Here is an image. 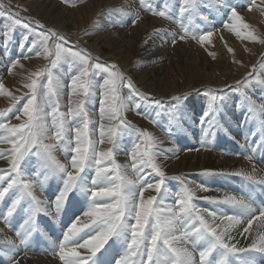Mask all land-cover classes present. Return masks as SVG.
<instances>
[{"label": "snow or ice", "instance_id": "6c2138e0", "mask_svg": "<svg viewBox=\"0 0 264 264\" xmlns=\"http://www.w3.org/2000/svg\"><path fill=\"white\" fill-rule=\"evenodd\" d=\"M71 3V0H65ZM223 7V0H219ZM256 0H250L248 10ZM198 0H182L179 13H188L189 17H208L200 11ZM151 14L171 18L163 10L147 9ZM26 11V10H25ZM139 18V13H134ZM0 17L8 21L4 24V32L0 34V57L8 58V72L20 64L21 59H32L33 56L43 57L49 61L45 68L38 69L25 77L23 87L29 91L26 103L17 109L15 118L20 115L27 118L26 123L19 126H9L0 122V131L5 133L4 143L10 144L9 149H0V159H6L9 168L0 171V202H4L6 213L0 217L10 225V219L18 211L25 214L24 231H16L15 235L20 244H25L27 238L37 230V216H52L51 205L39 198L37 189H43L44 181L49 177H58L62 186L55 200V212L58 215L67 203L69 196L79 191L88 202V207L67 228L61 242L53 245L48 254L58 257L61 264H257L253 254L264 255V208H254L244 196L225 195L221 200L206 197L217 205H227L238 209L243 214H229L219 207L206 209L193 203L197 190L209 191L206 185L191 186V181L181 179L182 189L172 206L165 203L167 196L166 173L163 164L158 162L160 153L151 151L144 144L157 143L150 133L141 131L126 119L125 113L135 109L137 115L144 117L139 111L141 104L155 105L156 114L166 110L165 102L155 99L148 94L139 92L132 79L121 73L114 64L101 63L99 58L75 46L69 38L53 29L46 28L39 21L21 18L18 13L0 8ZM227 23L224 28L240 36L237 28L247 29L249 25L243 22L238 8H230L227 14ZM135 24V20L131 21ZM24 31L19 39L15 35L17 27ZM161 31L160 29L156 30ZM213 31H204L199 34H190L187 28L182 35L173 38L185 41L187 38L196 40L203 45L210 42ZM248 39H255L253 34H247ZM49 41H52L50 44ZM264 43V41H260ZM16 45L18 54L14 57L9 48ZM231 53L233 50L228 49ZM62 64H69L76 69V74L70 81L71 95L83 97L78 101H71L68 115L71 123L62 113H58V98L61 94V85L54 70ZM23 67V65H20ZM264 67V63L261 64ZM103 74V81L98 86L96 77ZM46 77V84L41 78ZM249 77L237 81V88H244L249 84ZM264 84V80L259 81ZM47 89V95L37 102L40 89ZM100 89L99 113V143L105 140L111 147L108 151L98 150V144L93 137L96 129L90 128L89 110L86 105L95 103L97 88ZM127 87L128 95L122 97L120 88ZM233 86L226 85L227 88ZM3 85L0 84V89ZM11 96L13 102L21 97ZM187 96H173L171 101H182ZM217 97L214 95L212 101ZM222 99V97H221ZM249 111L256 110L255 102L251 97ZM52 105L54 133L49 131L42 115L43 104ZM259 111L264 112V105ZM213 114V105L210 103L203 120ZM0 113V116H3ZM152 120V117H145ZM109 121L105 126L103 121ZM112 122H115L114 124ZM155 123L154 120H152ZM213 122L208 123L205 136L210 135ZM74 134V135H73ZM134 137L132 146L128 150L131 165H121L114 158L120 150L118 137ZM56 143H45V140ZM234 139V138H233ZM60 148L71 152L69 167L61 163L54 155V150ZM188 149L187 151H197ZM179 150H177L178 155ZM233 155H239L233 153ZM34 158V159H32ZM249 161L253 156L246 157ZM32 159L36 170L29 175L25 171L26 162ZM130 167V171H129ZM264 171V170H261ZM206 170L202 175H215ZM243 177L264 188V175L257 172L255 164L251 172L235 171L219 173ZM43 177V180L40 179ZM152 177L151 180L148 178ZM145 192H154L156 195L145 196ZM81 217L86 218L83 227L89 222L95 226L96 234L84 242H73L74 237L82 230ZM254 224L256 225L254 229ZM241 238L250 242L241 245ZM202 242V243H200ZM8 244L16 248V242L9 239ZM125 247L126 255L113 256L111 261L104 257L109 249L117 244ZM81 249L85 250L83 253ZM99 254V255H98ZM118 254V253H117ZM198 254V259H197ZM215 254V255H214ZM220 257L217 261L216 257ZM10 264H20L19 258L13 255Z\"/></svg>", "mask_w": 264, "mask_h": 264}, {"label": "rangeland", "instance_id": "374dc122", "mask_svg": "<svg viewBox=\"0 0 264 264\" xmlns=\"http://www.w3.org/2000/svg\"><path fill=\"white\" fill-rule=\"evenodd\" d=\"M37 1L42 2L43 0H0V8H3L4 10H10L13 13H18L21 18H27L32 21H39L41 24L45 25L46 28L53 29L54 31H58L66 35L69 38V40L72 42V44L90 53L93 57L99 58L101 63L116 65L118 70L121 73H123L124 76L133 80L139 92L148 94L155 99H159L165 102H170L169 104L165 105L166 110H160V114L157 115L155 110V105L145 104L143 102H140L138 98H136L137 101L141 104L139 111L144 112L145 116L141 117L137 115L135 109L125 113L126 119L130 121L131 124L135 125L136 128H138L141 131L150 133L151 136L154 137L155 140L157 141V143L153 145L144 144L142 145V147H149L151 151L160 153V156L158 157V162H161L163 164V170L166 173V188L170 187V188L182 189L181 179L185 181L192 180L194 185L202 184V185H206L208 188L211 187V185L208 183L211 175H202V173L205 172L206 170L197 171L196 173H194V175H192L193 177L191 176L190 173L172 174L171 171L173 170V167H169V165L166 163L167 162L174 163L179 161L180 159L171 158L170 154L167 152V148L169 147L168 144H173L176 145L177 147L185 146V149L186 148L197 149V147L198 148L201 147L203 151L207 153L222 152L225 151L227 147L238 146L241 148V151L239 153L243 155L245 158L249 154H251L253 158H256L259 154H262L264 156V118H263L264 112H259L260 106L264 105V103L261 104L257 103V99H260V97L262 96L259 95L256 96V100L254 98H251L252 101L255 102L256 110L249 111V106L247 107L245 106L246 110L251 113L252 118L250 120L252 121V123L256 125V127L259 128V131L261 130L256 145H251L250 142L251 139H245V141L241 143L242 138L239 136L238 133L241 131V128L239 127V120L237 121L235 119L238 113H241V111L245 110L244 108L245 102L249 104V101L246 98L250 97L252 93L248 91L252 89H256V91L259 92L264 90V84L259 83V81L264 80V67H261V64L264 63V55L258 57L257 62L252 65L253 67L251 70L246 71L245 73H242V71L240 70V72L243 75L240 80H243L244 77L248 76L250 81V83L245 85L244 88H237L236 87L237 81L228 82L226 84L225 81L224 84H220L219 87H216L215 85H211V84L194 86L193 81L198 76V73L195 72L199 70L200 63L194 62L195 63V64L193 63L194 65L189 64L180 55L179 58L176 57L177 59H174V61L170 65H168L169 68L168 72L170 73L171 77H169L168 79H165L166 77H164L163 79L162 77H160V79L162 80L158 82L161 83L159 84L160 86L159 85L158 86L162 90L171 87H178V89L184 87L186 89L190 86L191 91H187V92L184 91V93L180 92L178 94L175 93L172 94V92H168L165 95L157 93L159 95L158 96L154 94V91L156 90H152L149 87V83L147 82L148 78H146V80L143 79V81L139 83L137 79L135 78L133 79L131 77L134 71H138L140 73L142 70H147L149 67H151V65L149 66L146 65L148 62L146 63L144 62V60L146 59L145 61H147V58L143 52H140L141 49L147 46L148 44L147 40L142 41L140 43L138 51L134 53L135 57H133V60L130 61L131 64L129 62L126 63L127 65L121 63V61L110 59V56L112 54L109 55V53H113V52L107 51V49H105V47H103L102 44H97L98 41L96 42V40H94L95 38L102 36V34L104 33L110 34L109 37L112 39L114 37H118V35L122 33L124 30H128L127 31L129 34L128 37L132 36L133 28L134 30L137 28L138 26L137 23L139 20L134 17L130 18L129 9L126 10L124 8V5L126 3L125 4L122 2L113 3L112 0H111L112 4H109L110 3L109 0H102V1L101 0H71V3L69 4L66 3L65 0H46L47 1L46 7L44 8V7L36 6ZM125 1H128V3H132V1L135 2L138 8L143 9L144 15L146 16L148 15L149 18L152 17L151 20L153 21V25H152L153 27H151V29L153 32H151V34L155 39L156 38L159 39L160 36L163 34L164 29H167L171 24H176V29H178V35L176 36L182 35L184 29L188 26L189 27L187 29L189 30L190 34L193 33L199 34L201 32L208 30L205 27L201 29V27L199 26L201 22L197 20L196 16L189 20L190 24L185 23L182 19L181 21H178L177 18L178 16L181 15L180 13H172V10L167 11V8L164 9L165 2H168L170 0L168 1L167 0H124V2ZM102 2H104L105 5ZM208 3H210L212 6V0ZM53 4L56 10L47 7V5L51 6ZM215 6L217 7L216 8L213 7L214 14L215 16H218L219 14V18L215 17L213 21L214 22L213 26H215L216 21L220 19V20H224L222 25V28H224V24L228 22L227 14L229 8L223 9V7L219 5H215ZM149 8L153 10L161 9L165 11L166 15L170 16L171 18H165V17H160L158 15H153L147 10ZM179 8L180 7L178 6L177 9L179 10ZM254 8H256L257 12L260 15H262V18H259L258 20L256 19L254 20L253 23L250 24L248 21H244L243 19V22L249 25V28L242 29L238 27L237 31L242 30L246 35L249 33V31L247 30H251L252 32L254 31V33H252L253 36L259 37L262 41H264V16H263L264 0H256V3L252 5L251 10ZM243 9H245L244 14L251 13V10H248V3ZM186 14L187 13H185L184 16H186ZM244 14L241 15L242 18ZM85 15L86 17H84ZM207 17L208 20L210 18L212 19V16H210V14H208ZM132 20H135V24L131 23ZM6 23H8V21H6L5 18L0 17V34L4 32L3 25ZM116 29H118L119 31H117ZM153 29H160L161 31H159L158 33L156 30ZM23 31L24 30L22 28H20L19 26L17 27L15 31L17 40L19 39ZM170 36L171 35H168V37ZM143 40H145V37H143ZM176 41L178 43H181L179 42L180 40L178 39ZM185 42L187 43L192 42L193 46L198 45L202 50L207 52H209L210 49H213L211 48L212 40L210 42H205L203 45H201L196 40H193L191 38H187L184 41V43ZM49 43L51 44L52 41H49ZM92 44L94 45L91 46ZM262 44L263 45H261L260 47H262L261 50L264 51V43ZM9 52L12 53L13 57L18 54V50L15 44L9 48ZM127 53L128 50H126L122 54L127 56ZM141 53L144 55H141ZM2 64L6 65L5 69L2 68ZM20 65H23V67H20ZM48 65H49L48 60H45L43 57L33 56L32 59H21L20 64L17 65V67L13 68L10 74L8 72V58L0 57V72L6 73L5 75L2 73L0 74V84L3 85V88L0 89V104L5 103L6 101L10 103L9 104L10 107H8L7 109L0 108V113L4 114L3 116H0V122L8 123L9 126H19L22 123H26L27 118L24 117L23 115H20L19 119L15 118L17 115V109H20L26 103L27 100V96H25L24 94L27 93L29 90L23 87V84L25 82V77H27L30 73L37 71L38 69L47 67ZM193 67L194 70L190 71V69H192ZM54 72L61 85V94L58 98L57 111L58 113L64 114V116L71 123V117L68 115V112H69V107L73 105H70V99L71 101L75 102L83 98L80 96L71 95L72 90L70 86V81L72 77L76 74V69L70 66L69 64H62L61 66H59L57 70H54ZM224 73H227V71H224ZM103 78H104L103 74L98 75L96 77V83L98 86L102 83ZM213 78L215 79V81H218L216 83L218 85L220 83L219 81L223 78V74L221 72L213 73ZM41 82L46 84V77L41 78ZM226 85H230L233 87L226 89ZM128 91L129 90L127 87H121L120 95L122 97H126L128 95ZM8 93H11L12 96L21 97V99H19L16 102H13L11 96H9ZM45 95H47L46 87L39 90L37 102L40 103L41 97ZM177 95L180 96L186 95L187 98L178 102L171 101V98ZM214 95L217 97L215 102L212 101V97ZM100 98H101L100 89L98 87L95 104L86 105V107L89 110V119L92 121L89 127L96 129L95 136L93 137V139L97 141L98 150L108 151L111 145H109L106 140L104 143H99V125L101 123V118L99 113ZM210 103L213 105V114H210L209 117L206 120H203L202 122V118H204L205 112L208 111V107ZM11 105L12 106L16 105L17 107L15 106L12 107ZM196 110L199 112H195ZM191 112L197 113L199 115V119L196 120V124L198 127H202L204 124L208 126L207 123L213 122L214 120V126L210 129L211 132L210 135L205 136V134H201L196 137L199 143L205 144L204 146L203 145L197 146V144L196 146H188L183 144V142L186 141L196 142V138L192 135L193 131H189ZM244 113L245 112H242L239 117H241ZM230 114L232 115V117H230ZM42 115L44 117V123L48 124L49 131L54 133L52 105L48 103H44L42 109ZM145 117H152V120H154L155 123H153L152 120H149ZM103 123L107 128V126L109 125V121L105 120L103 121ZM112 123L114 124L115 122ZM1 138L5 140V133H3L2 131H0V139ZM118 139L120 140L121 148L116 153L114 158L116 159L117 163L121 165H124V161H122V159H128V161L131 164V159L130 156L128 155V150L131 148L132 141L135 138L129 136H120L118 137ZM44 142L56 143L55 141H49L47 139ZM0 146L4 149L3 141H0ZM10 147H11L10 144L5 143L6 149L10 150ZM54 155L61 163H64L66 165L68 164L67 166L69 167V170H72L70 165V158L72 156V153L70 151L65 152L58 147L54 150ZM241 155H239V157H242ZM163 157H165V160L162 159ZM32 159H30L29 162L32 161ZM0 161H1L0 171H5L6 173V170L9 168L10 165L6 159H0ZM256 162H262L263 165L260 166V173L261 175H264V171H261L264 170V161L261 160L260 157H257ZM130 170L131 169L129 167V171ZM177 177L181 179H176ZM49 178L50 179L47 181V185L45 187L48 188L50 191L55 189L60 190L62 186V181L58 177L56 178L49 177ZM222 181L226 183V186L223 188L226 189L227 191L229 190L230 192L236 194L237 196H244L246 199L249 200L251 205L255 207L264 208V188H261L260 186H257L254 182L245 180L244 178H236V177L228 176V177H223ZM71 196H72L71 198L73 200V204L67 205V207H65L66 209L61 214L60 219L59 217L49 218V216H40L37 218L38 230L40 229L39 236H41V238L39 240L36 237L37 236L36 232H33L31 237L32 241L36 245H38L39 244L38 242L40 241L45 245L51 244L50 241L45 239V237L47 236L53 237L55 242L56 240H59V235L57 234V230L58 231L61 230L62 226L67 223L68 220L67 218L72 216H76V218L79 217L81 210L76 206H79L80 205L79 203H81L82 205H88L86 197L82 195L79 191L73 192ZM77 197L79 198V200ZM202 199H204V197L196 196V199H194L193 203H198L199 200ZM76 200L77 203L75 204ZM56 221H58V223ZM10 225L11 226L13 225L12 228L10 229L11 233L14 234L13 238L15 241L16 240L18 241V238H16L15 235L17 230L15 224L11 223ZM115 249L122 256L126 255L125 247L123 245L118 243L115 246ZM2 252L4 253L3 254L0 253V262L2 260L5 261V257H7L5 255V251H3V248H2ZM39 254H41L42 257H46L47 255H49L48 253H44V254L39 253ZM253 255H255L257 259H259L260 256H264L262 254H253Z\"/></svg>", "mask_w": 264, "mask_h": 264}, {"label": "bare ground", "instance_id": "6f19581e", "mask_svg": "<svg viewBox=\"0 0 264 264\" xmlns=\"http://www.w3.org/2000/svg\"><path fill=\"white\" fill-rule=\"evenodd\" d=\"M109 1H110L109 4H112L111 0H109ZM112 1H113V3H117V2H122L124 4L126 3L124 5V8L126 10L129 9L130 18L131 17L137 18L134 15V13H139V18H137L139 20L137 23L138 26L135 30L133 28L132 36H129V37H128L129 34L127 32L128 30H124L122 33H120L118 35V37H114L111 39L109 37L110 34L104 33V34H102V36L97 37L94 40H96V42L98 41L97 44H102V46L105 47V49H107V51L113 52V53H109V55L112 54L110 56V59L121 61V63H123V64L129 63L131 60H133V57H135L134 53H136L138 51L140 43L142 41L147 40L148 41L147 46H145L143 49H141L140 52H143L147 58V61H145L146 60L145 59L144 62H146V63L148 62V63L147 64L145 63V64L148 66L151 65V67H149L147 70H142L140 73L138 71H134V73L132 74L131 77L133 79L134 78L137 79V81L139 83L142 82L143 79L146 80V78H148L147 82L149 83V87L152 90H156V91H154V94H156V95H158L157 93L165 95L168 92H172V94H174V93L178 94L180 92L184 93V91L185 92L191 91L190 90L191 87L189 85H188L189 87L186 89L184 87H181L180 89H178V87H171V88H168L165 90H162L159 88V86H160L159 84H161V83H158V82L160 80H162L164 77H166L165 79H168L169 77H171L170 73L168 72V69H169L168 65H170L174 61V59L179 58L180 55L189 64H193L194 62L200 63L199 70L195 72V73H198V76L193 81L194 86L195 85H210L211 84V85H215L216 87H219L220 84H224L225 81H226L225 84L228 82L239 81L243 76L242 73H245L246 71L251 70L253 67L252 65L257 62L258 57H261L264 55V51L261 50L262 47H260L261 45H263L260 42L262 40L259 37H255L254 40L248 39V38H246L247 35L242 30H239L241 35L237 36L234 32L229 31L228 29L222 28L224 20L219 19L220 20L219 21V20H217V18H216V20H217L216 25L213 26V24H214L213 21H214L215 17L219 18V14H218V16H215L214 11H213V7L216 8L217 6H215V5L220 6L219 0H212V6L210 3H208L211 0H202V1L200 0V1H198V3L200 4L199 11L205 16H208V14H210V16H212V19L210 18L208 21L204 20L202 18V16H196L197 20L199 22H201V24L199 25L201 27V29L203 27H205L206 29H208V31H213V35L211 38V40H212L211 48H213V49H210L209 52L202 50L198 45L193 46L192 42H189V43L185 42L184 43V41H179L181 43H178L176 41V43L173 44L172 43L173 38L176 37V35H178V29H176V24H171L167 29H164V31H163L164 36L162 34L160 36L161 39L160 38L155 39L151 34V32H153L151 29V27H153L152 26L153 21L151 20L152 17L149 18L148 15L147 16L144 15L142 8H138L136 3L133 1H132V3H128V1L124 2V0L123 1L122 0H112ZM40 2L37 1L36 6L45 8L47 1L43 0L41 3ZM224 2H225V4H224ZM102 3L104 4V2H102ZM247 3L249 5L250 0H223V4H224L223 9L238 8L240 10V15H242V14H244V11H245V9H243V8L246 6ZM54 4L51 6L47 5V7H49L50 9L56 10ZM181 5H182V0H170L168 2H165V8L164 9L167 8V11L172 10V13H179V10L177 8H178V6L181 7ZM258 7H256V8H258ZM256 8L252 9L253 11L251 10V13H245L243 15L244 21H248L250 24V23H253L254 20H256V19L258 20L259 18H262V15H260L257 12ZM258 9H260V8H258ZM176 10H178V11H176ZM184 15L178 16L177 20L181 21V19H182L185 23L190 24L189 20L195 17V16L189 17L188 13L186 14V16H184ZM84 17H86V15ZM199 18H200V20H199ZM129 24H130V22H129ZM157 26H158V24H157ZM188 27H186V28H188ZM155 28H156V26H155ZM116 30L119 31L118 29H116ZM153 30H157V29H153ZM247 31L254 33V31L252 32L251 30H247ZM131 32H132V29H131ZM168 35H171V36L168 37ZM143 37H145V40H143ZM144 44H146V43H144ZM93 45L94 44H92L91 46H93ZM229 48H231L233 50L231 53L228 51ZM126 50H128L127 56L122 54ZM144 54L141 53V55H144ZM130 64H131V62H130ZM5 67H6V65L2 64V68L5 69ZM194 67L192 69H190V71L194 70ZM240 70L242 71V73L240 72ZM224 71H227V73H224ZM218 72H221L223 74V78L219 81L220 83L217 85L216 83L218 81H215V79L213 78V73H218ZM1 73L4 75L6 74L4 72H0V74ZM157 76H159V77H157ZM160 77H162V79H160ZM248 92L252 93L250 97L254 98L255 100H256V96H258V95L262 96V97H260V99H257V103L258 104L264 103V90L259 92V91H256V89H252V90H249ZM9 104L10 103H8L6 101L5 103L0 104V108L1 109H7L8 107H10ZM13 106L17 107L16 105H13ZM245 106L247 107V106H249V104L247 102H245V104H244L245 110L241 111V113L242 112H245V113L241 117H239L241 113H238L237 117H239V118H237V117L235 118L237 121L239 120V127L241 128V131L238 133H239V136L242 138L241 143H243V141H245V139H251L250 140L251 145H256L257 139L259 138L258 136L260 135L261 130L259 131V128L256 127V125L254 123H252V121L250 120L252 118L251 113L246 110ZM195 112H199V111L196 110ZM259 112H261V111H259ZM230 117H232L231 114H230ZM197 119H199V115L197 113L191 112L190 124H189L190 130L189 131H193L192 135L195 138L198 135L205 134V129L208 127L206 124H204L202 127H198L196 124ZM223 130H224V128H223ZM0 141H4V139L1 138ZM183 144L188 145V146H196V144H197V146L198 145H203V146L205 145L204 143H199L197 138H196V142L186 141V142H183ZM168 146L169 147L167 148V152L170 154L171 158L172 159H180L179 161L174 162V163H171V162L166 163L169 165V167H173V170L171 171L172 174L190 173L192 176L197 171H202V170H210L214 173H217L215 175H211V177L209 179L208 183L211 185V187L209 188L210 189L209 191L197 190V192H196L197 197L198 196L204 197V198L210 197V198H214L215 200H221L225 195H233L234 194V193L230 192L229 190L227 191L226 189L223 188L226 186V183L224 181H222V178L228 177L230 175H221L219 173H231V172H235V171L251 172L253 169V164H255L257 172L260 173V166L263 164H262V162H256L257 157H260L261 160L264 161V156L262 154H259L256 158H253L252 161H249L247 158H245L243 155H241L239 153L241 151V148L238 146L227 147V149L225 151L212 152V153H207V152L203 151V149L201 147H199V148L197 147V149H198L197 151H187L190 148L185 149V146H181V147L178 146L177 147L176 145H173V144H168ZM0 149H3V148L0 146ZM4 149H6L5 143H4ZM177 150H179L178 155L176 154ZM233 153H238L242 157H239V155H233ZM162 159L165 160V157H163ZM1 161H0V164H1ZM122 161H124V165H129V166L131 165L130 162L128 161V159H122ZM167 169H168V167H167ZM35 170H36L35 164L32 163V161L26 162L25 171L28 172L29 175H31ZM231 177H236V176H231ZM236 178H243V177H236ZM40 179L43 180V177H40ZM49 179L50 178H48V180ZM148 179L151 180L152 177H149ZM48 180L44 181L43 189H37L36 194L39 196L40 199L47 201L51 205V211H52L53 215L49 216V218L59 217V219H60L61 214L66 209L65 207H67V205L73 204V200L71 198L72 196L71 195L69 196L67 203L62 207V210L57 215L55 212V206H54L53 200H55L59 190L55 189V190L50 191L48 188H46L45 186L47 185ZM201 180H203V179H201ZM187 181L192 182L191 183L192 187L197 186V185H194L192 180H187ZM198 185H202V184H198ZM166 189H167V196H166L165 201L162 203H165L166 206L170 207L174 204L177 195L181 192V189L170 188V187H167ZM51 192H53L54 194ZM153 194H156V193L145 192L144 195L147 197V196L153 195ZM76 196H77V194H76ZM78 200H79V198H78ZM76 203H77V200L75 201V204ZM79 204H77L79 206H76V207L81 210L80 215H79V216H81L82 212L87 209L88 205H82L81 203H79ZM195 204H197L199 207L206 208V209H214V208L219 207V209L221 211H225L229 214H241V216L243 215L241 213V211L238 209H233L227 205H217L215 203H212L210 200H206V199L199 200V202L195 203ZM253 207L258 208L255 206H253ZM73 210H75V209H73ZM5 213H6L5 203L0 202V217H2ZM40 216H47V215L41 214V215L37 216V218ZM9 219H10V224L11 223L15 224V227L17 229L16 231H24L25 230L24 226H23L25 214L23 212L18 211L16 215H14L13 217H11ZM46 219H48V218H46ZM67 219H68L67 223L62 226L61 230H59V231L57 230V234L59 235V240H56V242H55L53 237L47 236V237H45V239L50 241L51 244L45 245L44 243H42L40 241V242H38L39 244L36 245L31 239L32 235L27 238V241L25 244H20L19 239H18V241L17 240L15 241L13 238L14 234H12L10 231V229L12 228L13 225L9 226V224L5 223V220L3 218H0V253L1 254L4 253V252H2V248H3V251H5V255L7 256V257H5V261L2 260L0 262V264H10V261H11V258L13 255L18 256L20 264H61L58 257H54L53 255H50V254L47 255L46 257H42V255L39 253H42V254L49 253V252H51L53 245H58L61 242L67 228L76 219V216L68 217ZM85 219L86 218L81 217V224L78 225V227H80L82 230L74 237L73 242L82 243V242H84V240L90 238L91 235L96 234L95 226L91 225L90 222H89L88 227H86V228L83 227V222ZM37 222H38V219H37ZM56 222L58 223V221H56ZM255 227H256V225L254 224V229H255ZM39 230L37 228V230L34 232L37 233L36 237L40 240L41 236H39ZM46 235H47V233H46ZM9 239L16 242V248L18 249V251L16 249H14L12 245L7 243V241ZM249 242H250L249 240H245V239L241 238V245H245ZM200 243H202V242H200ZM84 251L85 250L81 249L82 253ZM113 256H116L117 259H119L120 257H123L114 248V249H109V251L105 255L104 259L111 261ZM197 259H198V254H197ZM216 259H217V261H219L220 257L217 256ZM257 264H264V256H260L259 259H257Z\"/></svg>", "mask_w": 264, "mask_h": 264}]
</instances>
